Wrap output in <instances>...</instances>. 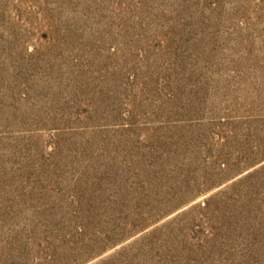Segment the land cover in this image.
<instances>
[{
  "label": "rangeland",
  "instance_id": "rangeland-1",
  "mask_svg": "<svg viewBox=\"0 0 264 264\" xmlns=\"http://www.w3.org/2000/svg\"><path fill=\"white\" fill-rule=\"evenodd\" d=\"M0 264H264V0H0Z\"/></svg>",
  "mask_w": 264,
  "mask_h": 264
}]
</instances>
